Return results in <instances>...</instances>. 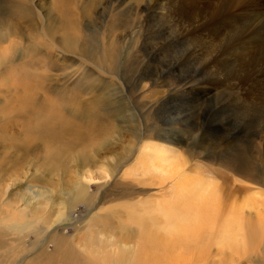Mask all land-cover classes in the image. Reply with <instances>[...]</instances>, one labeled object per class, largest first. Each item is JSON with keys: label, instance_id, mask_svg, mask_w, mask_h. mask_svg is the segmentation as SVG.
Returning <instances> with one entry per match:
<instances>
[{"label": "rangeland", "instance_id": "1", "mask_svg": "<svg viewBox=\"0 0 264 264\" xmlns=\"http://www.w3.org/2000/svg\"><path fill=\"white\" fill-rule=\"evenodd\" d=\"M4 50L0 264H264L206 222L181 252L146 239L209 180L217 223L264 240V0H0ZM171 137L182 181L152 158Z\"/></svg>", "mask_w": 264, "mask_h": 264}, {"label": "bare ground", "instance_id": "2", "mask_svg": "<svg viewBox=\"0 0 264 264\" xmlns=\"http://www.w3.org/2000/svg\"><path fill=\"white\" fill-rule=\"evenodd\" d=\"M197 21H195V23H197ZM193 23V21L190 22L191 25ZM5 58H7V52L4 50L0 52V60H4ZM149 76H142L138 80L141 82V80L144 79H152V75L149 74ZM191 78L195 79L198 77ZM185 83L187 84L189 82L185 81ZM171 98L172 97H170V99ZM174 99L175 98H173V102ZM184 105L185 101L182 104L180 101L179 106L184 107ZM150 141V147L153 149L152 158L161 175L171 180H181L184 176L182 175L181 170L187 163L184 158L179 155V153L175 155V153L178 152L176 147L180 143L183 145L187 144L185 147L188 148L187 152L189 154L193 153V148L195 149V147L188 143L183 137H178L177 139H173V137H171L170 139L165 138L163 140H158L160 141L159 145H163L164 143L167 145L160 146V148L157 144H155V141L157 140ZM169 153H172V155ZM237 169L240 170H236L238 173L242 172L241 168ZM209 183L210 182L208 180V182L204 181L190 186L185 185L183 186L181 195L177 200L171 201L170 203H164L157 210H155L156 212L153 218L154 223L159 225V231H155L150 237L151 239L149 237L146 238L148 239V243L150 245L162 247L169 253L184 251L192 243H195L196 238H194V235H196V231L201 230L206 222L207 225L210 226V233H207V235H209L208 237L211 238L215 246L219 249H225L226 251L242 250L243 252L251 249L259 252L263 249L264 253V243H262L264 240H261L260 248H258L259 244L257 245V234H254L251 230H245L243 221L237 215H232L228 220H225L222 223H217L215 220L214 207L219 201V195L217 194L218 189L216 185ZM252 183L257 184L254 181H252L251 184ZM254 195L256 198L257 196H261L259 192H255ZM247 205L248 207H252L254 203H246V206ZM257 212H259L258 209ZM62 214L63 212H58L57 217L55 218L56 220L52 221L53 225L62 216ZM262 216H264V213ZM260 230L261 226L259 228V231Z\"/></svg>", "mask_w": 264, "mask_h": 264}]
</instances>
